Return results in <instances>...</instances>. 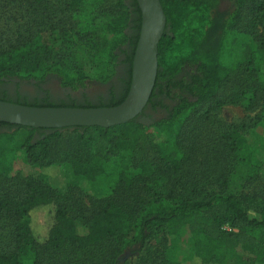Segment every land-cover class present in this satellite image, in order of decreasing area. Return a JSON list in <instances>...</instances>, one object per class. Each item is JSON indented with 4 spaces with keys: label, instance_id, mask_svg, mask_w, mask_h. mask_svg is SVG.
Returning <instances> with one entry per match:
<instances>
[{
    "label": "trees",
    "instance_id": "trees-1",
    "mask_svg": "<svg viewBox=\"0 0 264 264\" xmlns=\"http://www.w3.org/2000/svg\"><path fill=\"white\" fill-rule=\"evenodd\" d=\"M219 2L160 0L169 29L158 42L157 75L148 102L156 87L165 92L163 84L167 95L173 90L175 100L166 107L167 116L149 127L131 120L109 128L54 130L34 138L42 129L0 123L27 132L21 149L29 165L65 163L74 176L101 179L106 188L103 197L90 198L87 206L72 189H54L34 178L6 179L0 185V223L7 224L9 235L6 242L0 240V264H116L132 247H137L133 264H225L226 255L242 258L246 249L254 251L246 257L249 264H264V164L252 165L255 141L248 136L258 137L254 127L208 129L203 138L197 131L225 104L260 106L257 118L264 124V0H231V11H219ZM244 11V32L253 44L245 45L243 61L235 62L232 52ZM22 12L18 20H31L20 23L8 40L0 33V83L9 78L40 81L53 74L71 90L91 81L103 84L114 75L121 53L130 67L129 81L122 97L109 107L124 100L141 24L135 0H116L108 8L106 0H24ZM209 12L211 16L205 15ZM80 15L85 20L83 31L77 32L70 20ZM82 42L104 45L110 74L77 63L72 50ZM54 55L69 65L47 66ZM42 68L40 77L34 75ZM233 80L240 88L223 94ZM201 104L207 110L193 118ZM150 127L160 135L156 146L168 147L151 159L138 154L139 137ZM203 152L215 162L204 169L208 171L191 166L193 153ZM216 165H222L221 170L210 177ZM235 167L252 169L247 183L256 180L260 188L250 195L214 189L227 182ZM45 209L52 215L51 224L39 240L32 217ZM182 228L188 231L191 252L170 259L168 240Z\"/></svg>",
    "mask_w": 264,
    "mask_h": 264
},
{
    "label": "rangeland",
    "instance_id": "rangeland-1",
    "mask_svg": "<svg viewBox=\"0 0 264 264\" xmlns=\"http://www.w3.org/2000/svg\"><path fill=\"white\" fill-rule=\"evenodd\" d=\"M55 1V0H51ZM116 0H106L107 8L114 4ZM23 2L24 0H0V33L4 32V37L9 39L10 34L13 30L19 26V24H23L28 20H18L20 15L23 13ZM49 6V5H48ZM219 11H231L232 3L231 0H220L218 8ZM84 13L87 14V10H84ZM245 11L242 13V18L238 24L239 30L236 34V43L233 47L232 52V60L235 62L243 61V47L245 45H252V38L245 33V29H247V19L244 17ZM211 16V12L205 14ZM85 18L83 15L78 17H74L70 22H73L74 27L73 30L77 32L83 31ZM20 24V25H21ZM129 33V28L127 29ZM80 46H75L72 51H75L77 54V63L91 65L93 69L99 70V72L104 74H110L109 68L106 65V57H105V48L103 44L95 43V44H87L80 43ZM125 48V47H124ZM121 53L119 54L118 59L116 60V66H118V62L121 61ZM114 64V63H113ZM50 65L53 68H61L69 65L67 60L64 58L63 60L58 59L57 55L52 56L48 62L47 66ZM44 68L35 72L34 75L40 77L43 74ZM115 75V73H114ZM113 75V76H114ZM111 77V79L113 78ZM11 79V78H9ZM18 79V78H16ZM110 79V80H111ZM35 81V82H32ZM237 80H233V83L230 86H226L223 90V94H229L231 91L235 92L240 87L238 86ZM21 83V84H20ZM106 83H99L95 81L87 82L84 86V92L82 93L80 90L72 91V95L76 98H83L85 95H99L101 93H105L106 91L113 88ZM61 82L59 78H57L53 74H48L42 80L38 79H19V82H15L14 84H6L4 87L9 91H22L28 92L29 94H38L41 89L43 91H49L51 93H61L59 86ZM104 85V86H99ZM3 87V88H4ZM4 88V89H5ZM163 107L160 109H156L151 111L152 116L151 119L146 121L145 126H150L153 123V119L163 117L165 113V107L170 105V98L166 97L161 100ZM248 105V104H247ZM205 110H207L206 104L197 105L194 110V116L196 118L199 117ZM261 114L260 106H246L244 104H225L218 109L212 118L209 120V124L197 126V131L202 136L205 137L207 134V130L211 129H219L223 130L225 127L233 126V125H244L248 128L254 127L258 137L248 136L250 142L255 141L253 145L252 152V165H261L264 164V124L258 122V116ZM148 119V118H147ZM152 121V122H151ZM193 122L190 118L189 122ZM193 126V124H191ZM4 133H9V136L4 135ZM46 133V131H44ZM246 133V130H245ZM39 134H36L34 138H37ZM27 136V132L24 129L12 127L9 129L0 127V185L3 186L6 179L20 176L27 178H34L42 182L45 185H48L54 189L66 191L72 189L76 193L79 194L83 202L87 205L89 203L90 198H100L103 197L106 193V188L103 180L97 179L95 181H90L81 176H74L71 172L69 165L65 163H61L58 165L40 167L37 165H29L23 155L21 144L23 139ZM160 135L155 131L153 127L147 128L144 133L139 137V157L153 158L157 153H164L168 150L166 145L156 146L155 140H158ZM255 139V140H254ZM206 151V150H205ZM193 165L195 169L196 167L200 171H208L204 170L208 168L211 164L210 160H207L206 152L203 153H193ZM222 165H216L215 174L211 173L210 177H216L220 172V168ZM230 169L226 167V174ZM251 170L246 167H235L231 170V175L227 178V182L224 185L215 184L214 189L219 190L222 187L227 194H236V195H250L254 191L260 188V184L255 183L249 184L247 180H251ZM250 174V176H249ZM88 206V205H87ZM51 214L45 210H38L33 214L32 217V227L36 237L39 240H42L47 235L49 226L51 224ZM225 229H229L225 226ZM9 235V229L6 223H0V240L2 242H6ZM137 247H132L126 249L118 258L116 264H125L135 262V256L137 255L135 251ZM191 252L190 244H189V234L185 228L180 229L178 235L170 237L167 245V257L170 259L179 260L184 257L189 256ZM254 255V251L250 249H246L244 256L242 258H238L233 255L225 256V264H249L246 261V257H252ZM185 264H199L196 260L189 261Z\"/></svg>",
    "mask_w": 264,
    "mask_h": 264
},
{
    "label": "water",
    "instance_id": "water-1",
    "mask_svg": "<svg viewBox=\"0 0 264 264\" xmlns=\"http://www.w3.org/2000/svg\"><path fill=\"white\" fill-rule=\"evenodd\" d=\"M141 14L128 92L124 100L113 107H30L0 101V123L42 129L46 134L75 127L109 128L135 120L146 125L147 118L139 117L152 93L158 69V42L168 30L160 0H135Z\"/></svg>",
    "mask_w": 264,
    "mask_h": 264
},
{
    "label": "flooded vegetation",
    "instance_id": "flooded-vegetation-1",
    "mask_svg": "<svg viewBox=\"0 0 264 264\" xmlns=\"http://www.w3.org/2000/svg\"><path fill=\"white\" fill-rule=\"evenodd\" d=\"M131 26V24H130ZM127 50L129 48L125 47ZM121 61L118 62V66L115 67V75L111 80H109L108 84L110 86H113L110 90L106 91L105 93H101L99 95H85L83 98L74 97L72 95V91L80 90L82 93L84 92V87H80L77 90H71L68 87L59 86L61 93H51L47 91H43L41 89H38L40 92L38 94H29L28 92H22V91H9L4 87L6 84H14L15 82H19V79L11 78V79H5L3 82L0 83V101L10 102L14 104L19 105H33L36 104L38 106L42 107H79V108H98V107H109L110 104L113 102H117L122 95L124 94V91L126 90L127 83L129 81V64L123 63L124 59L126 58L123 54H121ZM187 73H189L190 69L187 67L185 70ZM35 82V81H32ZM21 84V83H20ZM158 84H163V82H158ZM104 86V85H99ZM5 89H4V88ZM165 85L163 84V89L165 92L161 93L160 89L158 87L155 88L154 91V97L150 100V102L147 103L146 107L142 111V113L139 115V117L148 118V121L151 119L152 113L151 111L160 109L163 107V104L161 100L168 97L170 98V105L167 107L174 106V100L173 97V90L169 95H167V89L164 88ZM152 101V103H151ZM164 108V107H163ZM167 116V110L165 107V113L163 117L155 118L153 119V123L157 120H160L161 118H164ZM150 118V119H149ZM152 122V121H151ZM1 128L9 129L8 126H1ZM45 130H38L36 134H44Z\"/></svg>",
    "mask_w": 264,
    "mask_h": 264
}]
</instances>
